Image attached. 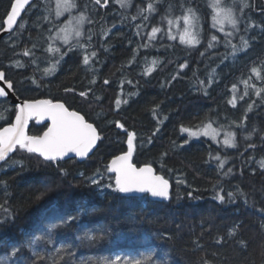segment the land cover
Instances as JSON below:
<instances>
[{
  "label": "trees",
  "instance_id": "trees-1",
  "mask_svg": "<svg viewBox=\"0 0 264 264\" xmlns=\"http://www.w3.org/2000/svg\"><path fill=\"white\" fill-rule=\"evenodd\" d=\"M209 2L130 0L129 7L121 8L115 0L103 7L93 0H75L78 12L91 23H85L81 38L87 47L69 51L75 43L60 46L50 40L63 24L55 17V0H35L14 32L0 42V71L20 100L61 101L93 123L101 136L84 162L44 161L17 148L1 165L0 259L15 248L17 256L8 264H32V247L50 256L65 246L74 253L69 264H91L115 255L139 258L138 253L151 255L149 264H264V168L259 164L264 161V91H256L264 90V0H245L248 7L243 11L240 0H222L238 19V31L225 25L224 32L212 26ZM10 3L0 0V26ZM149 3L155 9L151 14L146 10ZM188 8L199 18L200 43L195 46L168 37V20L183 17ZM152 27L161 31L149 40ZM225 32L233 35L226 37ZM213 35L217 41L209 47ZM242 36L249 46L233 55L232 45L242 48ZM50 44L60 53L48 52ZM25 50L30 55L25 56ZM62 53L67 54L56 70L45 75ZM154 60V70L145 75ZM233 98L235 106L229 103ZM15 114L10 102L0 101V129L12 124ZM117 121L124 129L116 127ZM208 123L233 126L236 148L189 138L181 131ZM46 128L33 122L28 134L40 136ZM127 132L134 133L133 164L150 165L164 176L169 199L133 198L106 187L114 186L106 167L127 152ZM249 133L251 139L245 140ZM217 155L227 161L223 169L214 159ZM229 168L232 172L225 175ZM93 178L99 183L93 184ZM217 191L224 202L215 199ZM228 192L235 196L231 202ZM62 217L76 219L54 232L51 244L30 247L34 235ZM86 234L103 238L81 239Z\"/></svg>",
  "mask_w": 264,
  "mask_h": 264
},
{
  "label": "snow or ice",
  "instance_id": "snow-or-ice-1",
  "mask_svg": "<svg viewBox=\"0 0 264 264\" xmlns=\"http://www.w3.org/2000/svg\"><path fill=\"white\" fill-rule=\"evenodd\" d=\"M94 4L106 6L108 0H93ZM116 3L120 5L121 8L129 7L130 0H115ZM242 5L241 11L243 8L248 7V4L245 0H240ZM30 5V0H11L10 8L7 11L6 17L3 19V26H0V30L8 31L14 28L17 24L18 19L21 17L22 11L25 10L26 6ZM210 6L213 9L212 16V26L217 28L219 31L224 32V26L229 25L232 29L238 31V19L234 14L233 8H226L222 6V0H211ZM77 7L75 0H56L55 5V17H61L65 12H71ZM147 12L151 14L155 9L152 3L147 5ZM51 9L49 8V14H51ZM143 11V9L141 10ZM45 20H49V16L44 17ZM133 20L136 19V16L132 17ZM145 20L148 19L147 16L144 17ZM183 19L184 21V30L179 34V40L182 44L188 46H195L200 43L199 32L194 31L196 23L199 18L193 9L188 8L185 10L183 17H177L176 20L179 21ZM91 23L89 17L85 15L84 12H80L79 15L71 16L70 20L67 21L62 27H60L54 34L51 35L50 40L61 41L64 45H69L70 40L75 38V44L69 47V51L72 47L86 48L87 45L81 43V38L85 35L83 31V25L85 23ZM169 39H175V36L172 34L171 27L173 25V20H168ZM20 28L24 27L23 23L19 24ZM141 25H137L139 29ZM51 31V30H50ZM161 31L159 27H152L151 32L148 33L149 40L155 39L156 34ZM139 34V33H138ZM104 35H108V32H105ZM226 37H231L232 32H225ZM89 41L91 36L89 34ZM212 41H217V37L213 35L209 42V47H213ZM228 44L231 43L230 40L227 41ZM242 48H237L236 45H232V53L235 55L236 52L241 51L242 49L248 48V41L242 36L241 37ZM147 46V45H145ZM50 53H60V48L50 44L48 49ZM67 53H62L60 59L53 63L50 68L44 70L45 75H50L56 70L57 64L60 60L63 59V56ZM24 55H30L29 50L24 51ZM91 55L94 57L95 52H92ZM203 55V53L201 54ZM83 63L87 65L89 63V56L86 54L83 59ZM157 61H153V66H150L145 69V75L151 73L154 70V66ZM18 66L20 65L17 62ZM181 68L185 65H180ZM253 72H256V69H253ZM0 80H5L7 84V89L9 91H14V86L11 81L6 80L5 73L0 71ZM95 81L93 80V83ZM32 83H36L33 79ZM105 84L108 83L107 80L104 81ZM203 83V82H201ZM209 84L212 83L211 76L208 81ZM247 85V82L245 81ZM236 86L233 85V91H235ZM66 92L73 91V89H65ZM257 95L260 94L261 89H257ZM247 94V92H245ZM8 95V92L5 88L0 87V97H5ZM87 92H81V97H87ZM98 99V98H97ZM126 102V101H125ZM120 101H117L119 104ZM230 104L235 106V98L229 101ZM252 105H249V110H251ZM18 111L16 115V121L9 127H6L0 130V162H6L10 159V153H13L17 148L24 150L29 154H38L39 157H42L45 161L56 162L64 157L68 156L70 153L74 154L76 157H86L89 152L97 145V142L101 140V136L97 131V128L93 126V123L86 121L85 117L77 111H69L63 103H53L49 100H41L34 102H25L22 105L17 106ZM30 116H37L39 118L47 117L51 121V125L43 133L42 136H29L25 133V126L27 124L28 118ZM3 116L0 115V119ZM116 127L124 129V125L120 122H115ZM242 126V125H241ZM125 131H127L125 129ZM182 132H187L189 138L199 137V136H208L213 141H216V137L219 135L217 129L212 128L211 123L205 124L202 128L193 130L189 128H181ZM252 133H249L245 136V140L251 139ZM188 140H185V143H188ZM222 143L227 147H236V137L233 132H226L225 137ZM249 147H254L249 145ZM134 150V133L127 132V152H124L121 155L115 156L107 165L106 171L108 173L114 174V186L113 183H109L106 187L113 188L114 191L128 196L133 194H147L154 198H162L164 200L169 199V181L164 178L162 175H158L154 172L153 167L150 165H145L142 167H136L131 162V157ZM214 159L219 160V167L223 169L226 164V159H221L219 155L215 156ZM15 163H20L19 161H14ZM260 167L264 168V161L259 162ZM232 172V169L229 168L225 175H228ZM111 179V178H110ZM93 184H98L99 181L95 178L91 180ZM183 182V181H179ZM189 197L192 196V193H188ZM228 200L231 202L235 196L233 192L227 193ZM215 199L224 202L225 196L221 194L220 191H217L215 194ZM76 217L60 218L59 223H49L46 227V231L42 232L40 235H34L30 240V247L37 245L41 242H46L48 244L52 243V235L58 229H62L67 226L72 220H75ZM228 235L234 236L235 229L230 230ZM103 237L93 236L86 234L85 237L81 239H88L90 241H99ZM220 241L217 240V243ZM35 260L32 264H69V260L74 256V253L69 251L65 246H60L55 249V254L50 256L41 255L35 247H32ZM18 249H13L10 256L4 259H0V264H8L9 260H13L17 256ZM139 258L132 256H121L115 255L113 259L104 258L102 261H91V264H149V261H152V256H145L143 253H138ZM14 264V261H13ZM153 264L155 262L153 261Z\"/></svg>",
  "mask_w": 264,
  "mask_h": 264
},
{
  "label": "water",
  "instance_id": "water-1",
  "mask_svg": "<svg viewBox=\"0 0 264 264\" xmlns=\"http://www.w3.org/2000/svg\"><path fill=\"white\" fill-rule=\"evenodd\" d=\"M34 1L35 0H30V5H28V6H26V8H25V10L24 11H22V13H21V17L18 19V21H17V23L19 22V20L22 18V16L24 15V13L26 12V10L34 3ZM17 25V24H16ZM16 25L14 26V28L13 29H11V30H8V31H1L0 32V42L3 40V39H5L6 37H8V36H10L13 32H14V30H15V28H16ZM0 87H3V88H5V90L8 92V95L7 96H5V97H0V101L1 100H5V101H9L10 102V104L11 105H13V107L14 108H16V114H15V116H14V118H13V121H12V124H14L15 123V121H16V115H17V111H18V108H17V106L18 105H22V104H24L25 102H34V101H22V100H20L16 95H15V93H14V91H9L8 89H7V84H6V82H5V80H0ZM41 100H45V99H41ZM41 100H36V101H41ZM53 103H63V102H61V101H52ZM64 104V103H63ZM65 105V104H64ZM65 107H66V105H65ZM67 108V107H66ZM69 110V109H68ZM69 111H73V110H69ZM32 122H36L37 124H39V125H47V128L51 125V121L45 116V117H43V118H39V117H37V116H30L29 118H28V121H27V124H26V126H25V133H26V135H29L28 134V129H29V127H30V125L32 124ZM12 124H10V125H7V126H4L3 128H1L0 130H2V129H4V128H6V127H9V126H11ZM94 126V125H93ZM95 127V126H94ZM47 130V129H46ZM45 130V131H46ZM98 131V130H97ZM99 133V132H98ZM43 135V134H42ZM41 135V136H42ZM29 136H31V135H29ZM98 143H99V141L97 142V145L89 152V154H88V156H86V157H83V158H80V157H76L74 154H72V153H70L68 156H66V157H64L63 159H60V160H62V161H66V160H70V159H75V160H77V161H79V162H84L85 160H87L89 157H91L92 156V154L95 152V150H96V148L98 147ZM16 152V150L13 152V153H10L9 155H10V157L14 154ZM133 153H134V150H133ZM35 155H38V154H35ZM132 157H133V155H132ZM132 157H131V162H132ZM41 159H43L42 157H40ZM44 160V159H43ZM45 161V160H44ZM7 162V161H6ZM6 162H0V167H1V165L2 164H4V163H6ZM125 195V194H124ZM126 196H128V195H126ZM143 196H149V197H151L150 195H147V194H133L132 196H130V197H134V198H138V197H143ZM151 198H153L154 200H161L162 198H154V197H151Z\"/></svg>",
  "mask_w": 264,
  "mask_h": 264
},
{
  "label": "rangeland",
  "instance_id": "rangeland-1",
  "mask_svg": "<svg viewBox=\"0 0 264 264\" xmlns=\"http://www.w3.org/2000/svg\"><path fill=\"white\" fill-rule=\"evenodd\" d=\"M209 5L211 3V0H209ZM117 5H119L118 3H116ZM55 5H56V0H55ZM120 6V5H119ZM83 12V11H82ZM80 12H78V7H76L75 9H73L70 13L69 12H65L61 17H59V20L58 22H62L63 24L61 25V27L67 22L70 20V17L71 16H75V15H79ZM214 14V13H213ZM58 19V18H57ZM173 20V25L171 27V31H172V34L176 37L178 36L179 38V34L181 32H183L184 30V21L183 19L182 20V23L179 21H177L176 19H172ZM198 24V23H197ZM197 24L195 25V28L193 29L194 31H198V26ZM85 25V24H84ZM83 25V27H84ZM84 31V29H83ZM199 32V31H198ZM53 42V41H52ZM53 43H56L57 45L59 44L60 46H64V44L61 42V41H55ZM71 43H75V38H73L72 40H70V44ZM67 46V45H66ZM240 126V125H239ZM212 128H215L218 130L219 132V135L216 137V141H213L210 137L208 136H199V137H192L193 139H201V138H205L207 140H210L212 143H214L215 145H223L225 148H232V147H227L225 146L222 141L225 137V133L226 132H233L235 133V137H236V131L233 129L234 127L233 126H230V125H226V126H219V127H216V126H213L212 125ZM195 131V130H194ZM236 148V147H235ZM234 149V148H233Z\"/></svg>",
  "mask_w": 264,
  "mask_h": 264
},
{
  "label": "bare ground",
  "instance_id": "bare-ground-1",
  "mask_svg": "<svg viewBox=\"0 0 264 264\" xmlns=\"http://www.w3.org/2000/svg\"><path fill=\"white\" fill-rule=\"evenodd\" d=\"M4 40V39H3ZM11 105V104H10ZM11 106H13V105H11ZM31 126V125H30ZM29 130V129H28Z\"/></svg>",
  "mask_w": 264,
  "mask_h": 264
}]
</instances>
